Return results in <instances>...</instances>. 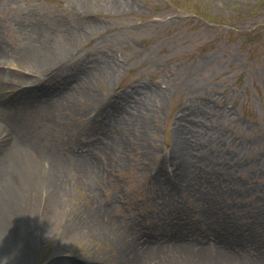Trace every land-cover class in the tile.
Instances as JSON below:
<instances>
[{
    "label": "rangeland",
    "instance_id": "1",
    "mask_svg": "<svg viewBox=\"0 0 264 264\" xmlns=\"http://www.w3.org/2000/svg\"><path fill=\"white\" fill-rule=\"evenodd\" d=\"M36 19L46 50L70 51L29 93L0 94L26 152L49 150L37 164L65 188L40 208L45 193L22 173L36 208L8 256L113 264L116 243L94 227L110 219L151 245L144 264H228L193 252L215 243L264 260V0H0V49L20 53ZM185 148L195 190L166 179Z\"/></svg>",
    "mask_w": 264,
    "mask_h": 264
},
{
    "label": "bare ground",
    "instance_id": "2",
    "mask_svg": "<svg viewBox=\"0 0 264 264\" xmlns=\"http://www.w3.org/2000/svg\"><path fill=\"white\" fill-rule=\"evenodd\" d=\"M36 21L39 20L36 19L35 22L31 24V28L28 29V43L20 53H9L7 50L0 49V93L4 91L11 92V90H14L15 93H19L18 95L29 93L33 89L31 82H34L35 80L38 82V79H42L40 72L43 70L45 72L50 70L53 74L47 73L49 74V77L57 74L62 66L57 62L60 61L64 55H67L68 51H70L69 46H62L55 51L46 50L44 46L48 45L46 42H49L51 38L42 33L43 27L39 26V23H36ZM1 50H3V52ZM40 50L42 52H39ZM7 60L8 64L16 66L15 70H6L4 68ZM26 72H36L35 77L30 78L26 75ZM3 101L4 100L0 94V262L16 264L17 257L8 256L7 251L4 250L3 244L11 243L16 245L17 248L19 247L20 229L18 228L17 222L22 219L21 212L28 211L29 215H31L30 210L36 208V205L34 208V203L30 204L28 200L26 201L28 203L21 200V194L23 193L24 188H26L25 182L28 177H30V174L33 175L38 186L41 187L42 192L45 193V200L43 203L41 202L40 208L41 206H45L46 203L51 208H55L57 203L56 196L65 188V185L63 184V179L56 177L57 175L54 176L49 168L37 164V160L40 158L38 156L42 155L43 152L48 153L49 150H44L42 147L35 152L33 150H30V152L27 151L28 153L26 152V138L17 135L12 128L6 113L8 104L5 105ZM104 118L106 119V132H109L115 124L118 125L117 122H115V124L113 123L116 120L112 118L110 113L106 112ZM179 136L181 138L178 139L179 145L182 143L183 147L185 146L187 138H184L186 139L185 141L180 133ZM189 144L192 146L193 143H188L186 147L190 148ZM188 148L183 150L185 157L182 160H179L178 154L175 151H168L172 161H179L177 162V171L173 170L171 173H167L166 179L168 182L175 184L176 187L178 185L182 187L184 186L186 189L195 190V185L193 183L195 177H193V175H200L202 173L201 171H196V173H194L191 169L193 161L188 155ZM76 156V160L87 161L89 159L88 162L92 166L95 168L96 165L99 166L97 158L88 156L83 157L82 154H77ZM22 173H25L26 175L25 182L22 180ZM102 206L104 212L109 210L107 201H105ZM103 224L101 222L94 227L100 235L107 236L108 239L110 238L116 243L117 253L114 257L113 264H144V257L149 249H153L150 247L151 245L146 246V249L142 250L140 247H137L136 242L133 239L134 235L131 232L130 235H117L115 233L117 232V226H111L115 232H113L112 228L109 226L111 225L110 219L104 220ZM184 245H186L184 248L188 249L189 246H192L193 244L189 243ZM202 245L203 246H197L196 250L193 249V252L208 258L213 263L216 261H226L228 264H264V260L255 257L252 254L243 255L238 253L239 250L224 244L215 243ZM190 253L192 254V252L188 251V254ZM89 264L98 263L91 261Z\"/></svg>",
    "mask_w": 264,
    "mask_h": 264
}]
</instances>
